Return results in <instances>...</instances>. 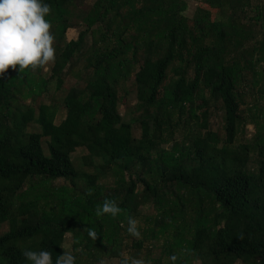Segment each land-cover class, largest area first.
I'll use <instances>...</instances> for the list:
<instances>
[{
  "label": "trees",
  "instance_id": "obj_1",
  "mask_svg": "<svg viewBox=\"0 0 264 264\" xmlns=\"http://www.w3.org/2000/svg\"><path fill=\"white\" fill-rule=\"evenodd\" d=\"M43 3L55 36L49 73L17 66L0 77V264H31L25 250L50 251L55 264L68 231L75 264L122 258L128 217L146 204L157 211L149 238L165 237L169 264L173 254L176 264H264V0H200L192 17L188 0ZM69 74L79 84L57 124L51 97ZM129 81L137 103L126 117ZM217 112L222 134L210 126ZM247 125L254 135L239 142ZM78 148L93 173L75 166ZM109 174L114 185L100 184ZM106 198L117 217L96 215Z\"/></svg>",
  "mask_w": 264,
  "mask_h": 264
},
{
  "label": "clouds",
  "instance_id": "obj_2",
  "mask_svg": "<svg viewBox=\"0 0 264 264\" xmlns=\"http://www.w3.org/2000/svg\"><path fill=\"white\" fill-rule=\"evenodd\" d=\"M51 12V6L43 0H0V77L9 69L16 70L17 66L20 72L25 69L36 71L55 62V36L51 31L52 24L46 19ZM88 194L92 195V192ZM95 211L97 216L115 218L122 209L115 199L106 198L96 206ZM127 223V232L137 239L141 238L137 219L128 217ZM86 231L93 240L97 239V233L92 228ZM64 235H71V231L64 232ZM22 254L31 264H53L52 254L47 250H25ZM120 255L119 264H146L142 258L129 257L126 253ZM170 259L172 264H176L178 257L173 254ZM75 261V255L63 251L55 264H75ZM100 264L105 262L102 260Z\"/></svg>",
  "mask_w": 264,
  "mask_h": 264
},
{
  "label": "rangeland",
  "instance_id": "obj_3",
  "mask_svg": "<svg viewBox=\"0 0 264 264\" xmlns=\"http://www.w3.org/2000/svg\"><path fill=\"white\" fill-rule=\"evenodd\" d=\"M189 3V8L186 11V15L189 17H192L194 15V12L196 8L199 6L200 0H188ZM79 34L78 29H70L67 33V40H72V39H77ZM88 42H92L91 37H89ZM52 63H49V65L46 66L45 72L48 74L49 69L51 67ZM82 70L81 68L79 70H76L75 74H81ZM79 84V78L78 76L74 74H69L68 76L65 77L64 84L62 88L57 91L56 93L53 94L55 98L54 100L57 102V105L60 108L61 114L58 115L56 119V123H60L63 118L65 117V111L62 110L63 108V99L69 89L72 87H76ZM125 91L126 93L129 92V94L125 95V98L122 99V103L120 100V105H119V112L122 115H126V117H129L127 115L130 114V111L135 107V104L137 103V97H136V89L133 85L132 81L127 82L125 85ZM125 94L123 91H120V96ZM40 100L38 101V103ZM51 103V100H49ZM218 115V116H217ZM220 120L221 116L218 114V112L213 115L211 118V128L215 132H218L220 134L224 133V130L221 128L220 125ZM138 129V128H137ZM29 131H40L38 125L32 124V127L29 129ZM137 135H139V130L136 131ZM254 135V129L252 125H247L245 128L244 135H239L238 141L239 142H244L245 140L251 141L252 136ZM43 148L47 154H49L48 151V146H47V141L46 139H43L42 141ZM171 143L167 144L166 147L170 146ZM203 154V153H200ZM88 155V152L85 148H78L75 153L72 154V159L75 164V166L78 169H83L87 173H93L94 167L92 166H87L86 164V156ZM95 164H98V159H94ZM258 163L255 161H251L248 164V170L250 172H257L258 169ZM100 184H103L105 186H113L115 183V178L112 174H109L107 177L102 178L99 180ZM56 185H62L64 184L63 180H57L55 182ZM157 214V211L155 208L150 205H142L139 209V215L137 216V221H138V230L141 233V238L137 239L130 234H124L123 235V240H122V247H121V253H126L129 257H135V258H142L145 260L146 264L148 261H151V264H157L155 263V260L161 258L162 259V264H169V257L167 255H164V246H165V237H160L158 240L149 238V232H148V227H154V224L151 223L147 218L149 216L154 217ZM8 230V226L6 224H0V235L5 233ZM73 234L65 237L64 240V250L67 252H71L72 254L74 253L73 251ZM137 242H142L143 246L141 248H138L135 246ZM100 261H104L105 264H119L121 258H110L107 255L100 256ZM86 264V261H82L81 264ZM100 263V262H99ZM201 260H194L192 264H201ZM80 264V263H79ZM241 264V263H237Z\"/></svg>",
  "mask_w": 264,
  "mask_h": 264
}]
</instances>
